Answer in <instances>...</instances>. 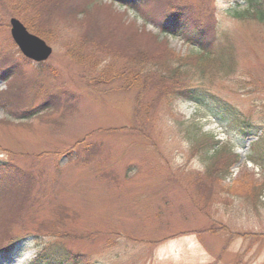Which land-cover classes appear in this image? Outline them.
<instances>
[{"label":"rangeland","instance_id":"rangeland-1","mask_svg":"<svg viewBox=\"0 0 264 264\" xmlns=\"http://www.w3.org/2000/svg\"><path fill=\"white\" fill-rule=\"evenodd\" d=\"M14 3L0 0V71L14 67L0 79L14 101L12 112L0 107V264L50 254L67 264H264V167L247 159L255 141L264 157V22L238 16L241 0H153L151 16L179 5L209 25L211 52H231L201 79L173 63L189 69L175 82L192 100L154 73H165L168 51L181 59L196 46L142 12L48 0L19 17ZM11 17L51 47L46 60L24 58ZM48 99L54 107L15 115ZM213 142L226 164L217 177L203 156Z\"/></svg>","mask_w":264,"mask_h":264},{"label":"trees","instance_id":"trees-1","mask_svg":"<svg viewBox=\"0 0 264 264\" xmlns=\"http://www.w3.org/2000/svg\"><path fill=\"white\" fill-rule=\"evenodd\" d=\"M118 1L121 4H124L125 7L132 8L137 13L141 14L145 19L151 20L163 33L173 35V36H179L180 39H183L186 43L196 46L197 49L196 54H191L186 57H182L181 59L176 56L171 51H168V55L164 58V60H160L164 68L166 69L165 73H162L161 77H158L159 73L155 72V84L159 83L163 87H167L169 91L170 88L174 87H183L181 89L178 88L182 93L180 94L184 98L187 99H196V97L191 92L192 89L189 88L185 84H178V82H175L179 80L178 77H180L184 72L188 73L189 69H183V65L180 64H173L177 63L179 61H185L189 62V67L191 68V71L193 70L198 75V79L203 78L204 72H206V69L209 67L212 68H221V65L225 63L226 60L231 59V52H224V54L216 55L212 50L210 49L211 43L213 42V34L210 30L209 25L206 23L197 22L194 23L190 21L189 17H185L184 14L179 10V5L175 6L174 4L168 5V7L162 8V12L158 15L153 12L152 16L148 13V9L150 8V5L153 4V0H114ZM244 4V8L242 9L240 15L238 16H244L251 15L253 16L258 22H264V0H241ZM27 2V4H26ZM48 2V0H22V5L17 7V3H14L16 8L14 10H11V13L13 15L22 17V10L28 9V4L35 5V8L38 6L40 7L41 4ZM152 3V4H151ZM100 22V21H99ZM190 23V25H189ZM93 24V23H92ZM91 24V25H92ZM147 47V45H146ZM146 48H143L142 50H145ZM141 50V51H142ZM116 53V52H115ZM179 60V61H177ZM159 61V62H160ZM166 62V63H165ZM191 62V64H190ZM14 67H7L4 70L2 69L0 71V79L6 80L10 76L12 70ZM150 75H153L151 73H148ZM147 81H152V79H147ZM180 81V80H179ZM157 93V92H156ZM199 103L198 101H196ZM55 101H50L49 99L44 101L43 103L39 104L38 106H35L33 108L26 109L27 111H18L15 115L19 118H25L27 116H32L33 114L37 113L41 109H44L48 106L54 107ZM14 106V101L6 96L5 89L0 90V107L4 109V111H10L11 107ZM198 132H201L200 129ZM194 136V135H193ZM192 139H194L192 137ZM216 142H213L209 148H205L203 151L204 158L207 159L209 162L207 163V172L214 174L216 177L218 176L219 171H225L226 164H220L217 166L218 161L213 159V157L217 154L219 151V148H213L214 144ZM260 142L255 141L251 143V150H254L257 154L252 155L251 153L247 156V159L249 162H252L254 164L264 167V157L259 153L260 149ZM207 149V150H206ZM218 150V151H217ZM213 151V152H212ZM231 162V161H230ZM3 205V204H2ZM6 238V237H5ZM24 238V237H22ZM21 240L20 237L11 239L9 242L14 241L16 243L17 241ZM12 243V244H14ZM6 245L0 244V249L5 247ZM10 247V246H9ZM7 247V250L10 248ZM49 255V254H48ZM57 260V261H56ZM32 264H67L65 261V257L58 256V254H50L46 259L43 258H37Z\"/></svg>","mask_w":264,"mask_h":264},{"label":"water","instance_id":"water-1","mask_svg":"<svg viewBox=\"0 0 264 264\" xmlns=\"http://www.w3.org/2000/svg\"><path fill=\"white\" fill-rule=\"evenodd\" d=\"M10 35L23 54L24 58H28L35 62H42L48 58L52 49L48 44L38 36L30 33L25 26L15 17L9 20Z\"/></svg>","mask_w":264,"mask_h":264}]
</instances>
